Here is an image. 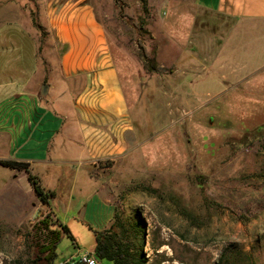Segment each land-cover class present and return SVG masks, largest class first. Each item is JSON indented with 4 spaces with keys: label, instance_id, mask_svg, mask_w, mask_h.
<instances>
[{
    "label": "rangeland",
    "instance_id": "rangeland-1",
    "mask_svg": "<svg viewBox=\"0 0 264 264\" xmlns=\"http://www.w3.org/2000/svg\"><path fill=\"white\" fill-rule=\"evenodd\" d=\"M44 2L0 0V100L28 92L49 60L57 65L52 36L35 24ZM93 3L134 122L130 150L110 170L111 195L126 221H143L147 264H264V22L227 19L196 0ZM11 155L0 139V159ZM15 174L0 164V264H46L59 219L70 233L55 264L95 256L84 222L95 186L64 182L44 203L28 173Z\"/></svg>",
    "mask_w": 264,
    "mask_h": 264
},
{
    "label": "crops",
    "instance_id": "crops-1",
    "mask_svg": "<svg viewBox=\"0 0 264 264\" xmlns=\"http://www.w3.org/2000/svg\"><path fill=\"white\" fill-rule=\"evenodd\" d=\"M196 4L240 23L264 22V0ZM42 14L41 26L52 36L57 65L49 60L28 92L0 100V139H7L11 159L29 162L43 186L55 191V199L61 183L70 184L71 190L78 180L93 184L84 222L103 230L116 212L110 170L128 154L134 135L131 104L93 0H45ZM33 32L38 39V31ZM107 161L114 166H104ZM14 170L15 177L27 173ZM16 196L14 192L11 199Z\"/></svg>",
    "mask_w": 264,
    "mask_h": 264
},
{
    "label": "trees",
    "instance_id": "trees-1",
    "mask_svg": "<svg viewBox=\"0 0 264 264\" xmlns=\"http://www.w3.org/2000/svg\"><path fill=\"white\" fill-rule=\"evenodd\" d=\"M35 24L38 28L41 27L36 20ZM152 67V70H156V65ZM0 164L19 171H26L36 195L42 202L48 203L50 198L56 195L54 190L42 186L40 178L31 172L29 162L17 159H0ZM58 225L60 229L54 231L51 241L42 250L44 253L47 252L44 256L46 264H55L58 258V244L64 237V233H70L67 224L59 220ZM93 231L96 237L94 255L97 259H109L113 261V264H147L148 258L142 250L145 239L142 220L126 221L122 214L116 210L114 219L108 228L93 229ZM75 264L85 263L77 261ZM225 264H233L231 258L228 257Z\"/></svg>",
    "mask_w": 264,
    "mask_h": 264
},
{
    "label": "built area",
    "instance_id": "built-area-1",
    "mask_svg": "<svg viewBox=\"0 0 264 264\" xmlns=\"http://www.w3.org/2000/svg\"><path fill=\"white\" fill-rule=\"evenodd\" d=\"M77 261L86 263V264H98V259L93 256L91 253H85L81 256L80 259H75L74 257L66 261L67 264H75Z\"/></svg>",
    "mask_w": 264,
    "mask_h": 264
},
{
    "label": "water",
    "instance_id": "water-1",
    "mask_svg": "<svg viewBox=\"0 0 264 264\" xmlns=\"http://www.w3.org/2000/svg\"><path fill=\"white\" fill-rule=\"evenodd\" d=\"M47 92H48V85L44 84L42 87V94L45 95V94H47Z\"/></svg>",
    "mask_w": 264,
    "mask_h": 264
}]
</instances>
